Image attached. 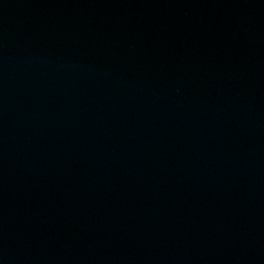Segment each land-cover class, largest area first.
Masks as SVG:
<instances>
[{"label":"water","instance_id":"obj_1","mask_svg":"<svg viewBox=\"0 0 264 264\" xmlns=\"http://www.w3.org/2000/svg\"><path fill=\"white\" fill-rule=\"evenodd\" d=\"M0 264H264V0H0Z\"/></svg>","mask_w":264,"mask_h":264}]
</instances>
